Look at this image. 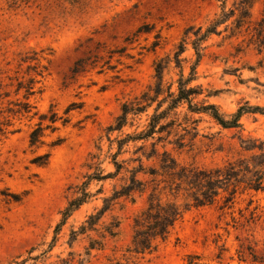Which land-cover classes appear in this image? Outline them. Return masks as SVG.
<instances>
[{
	"label": "rangeland",
	"instance_id": "rangeland-1",
	"mask_svg": "<svg viewBox=\"0 0 264 264\" xmlns=\"http://www.w3.org/2000/svg\"><path fill=\"white\" fill-rule=\"evenodd\" d=\"M223 12L230 18L202 45L192 86L203 89L199 101L230 119L240 107L264 109V0H0V264H186L190 255L202 264H255L239 260L242 246L247 256L252 249L264 261V187L249 190L243 183L227 207L228 193H222L212 205L186 210L154 251L138 253L133 243L134 219L150 194L162 203L184 206L189 200L186 192L171 190L162 154L167 151L178 169L248 159L253 153L246 147L264 142V112L245 114L242 128L224 129L208 115L178 109L164 140L156 135L140 151L142 142H130L119 157L129 171L139 169L131 160L157 143L159 157L143 158L145 170L137 175L144 193L115 195L129 183L126 170L102 182L87 178L115 171L106 131L125 102L155 83L156 63L174 58L189 28L206 29ZM191 37L183 71L171 63L166 85L181 72L189 77L197 60ZM33 51L38 65L23 61ZM30 78L33 95L17 92ZM20 102L29 103V115L12 112ZM152 113L130 119L111 139L144 130ZM41 118L42 138L32 146ZM58 140L62 144L52 146ZM87 181V203L64 220Z\"/></svg>",
	"mask_w": 264,
	"mask_h": 264
},
{
	"label": "trees",
	"instance_id": "trees-1",
	"mask_svg": "<svg viewBox=\"0 0 264 264\" xmlns=\"http://www.w3.org/2000/svg\"><path fill=\"white\" fill-rule=\"evenodd\" d=\"M230 18L228 13L223 12L222 16L214 20L206 29L204 27L189 28L184 33V38L180 42L177 50L174 52V58L170 56L159 60L155 65V83L148 87L147 90L142 92L138 97L132 101H127L122 105L121 113L117 117L115 124H112L106 131L107 139L110 142L109 157L112 159V164L115 168L114 172L94 173L89 175L88 181H106L109 179H115L119 177L124 170L131 173L129 183L122 187L120 191H116L117 197L131 196L136 192H145V184L140 181L137 177L143 170V158L148 161L159 157L157 149V143L152 142V151L150 153H143L142 157L135 159L140 163L139 169L134 167L131 171L126 167L127 161H119V157L123 154L124 146L130 142H142L139 146L138 151L145 150L147 143L150 140H155V136L158 135V140L161 141L165 138L162 136L165 132L169 133L171 128L174 126V120L171 118L177 116V111L181 107H186L187 112L192 115H208L218 125L224 129H238L242 128L241 124L242 117L247 113L264 112V109L250 107H240L239 110L230 115V119L226 118V115L220 112V109L207 101H199L201 95H203V89L199 86H192V83L197 78V68L202 60V45L209 40L212 35L218 34V28L220 25L226 23ZM261 23H264L262 20ZM264 28V24H261V29ZM260 34V33H259ZM191 35L195 37L192 40V45L195 50L197 57L196 63L191 67L189 77H185L184 73L181 72V76L177 80L176 90H173L175 84L166 85L164 81L165 71L175 62L176 67L183 71V59L182 55L186 52L187 40L191 39ZM33 57H25L24 62H35L38 65L37 53L32 52ZM34 69L38 74L37 67H30ZM35 83L34 78H30L27 84L20 82L18 85L17 92L21 90L26 91L25 96L33 95V85ZM19 109L16 111L12 109L13 113H22L29 115L31 113V106L29 103H19ZM153 109L152 115L148 119L146 128L134 135L127 134L125 138L111 139V135L115 132L123 133L125 127L128 125L129 120L136 119L144 114H147ZM71 109H68V112ZM252 110V111H251ZM42 121L37 125L30 135V144L32 146L40 143L42 138ZM51 123L55 124L57 121L51 119ZM192 123L199 122V120L191 117L189 119ZM66 123V121H64ZM171 134V133H169ZM62 144L61 140L53 143L52 146L57 147ZM257 145L246 147L247 152L253 154L248 159H240L234 163H229L223 167H216L213 169H198L195 167H182L178 169V163L175 159L170 157V154L165 151L162 155L166 158L160 162L161 169L166 172L173 182L169 185L172 191H184L189 198L188 202L183 206L177 202L162 203L161 200L154 199L156 193L149 195V201L147 208L134 219V239L135 250L138 253H145L154 251L160 242H165L170 237L175 225L183 217L186 210L191 207H204L214 204L222 193H228L225 196L224 207L229 206L233 203L236 195V187L239 184H245L249 190H262L264 187V142L260 143L256 141ZM117 145V151L113 152V149ZM101 150V148L99 147ZM151 175L156 173L150 172ZM88 181L84 183L81 188V195L69 203V206L64 212V220L70 216L74 211L79 209L82 205L87 203L90 197V193L87 191ZM115 196V197H116ZM177 198V197H176ZM111 201L110 198H105L104 202ZM92 216L91 218H93ZM110 234H114L110 231ZM249 248V247H248ZM239 260L247 261L251 258L255 264L263 263L254 250L250 249V255L247 256L244 246L238 251ZM200 257L198 255H190L187 258L186 264H202L199 262Z\"/></svg>",
	"mask_w": 264,
	"mask_h": 264
}]
</instances>
